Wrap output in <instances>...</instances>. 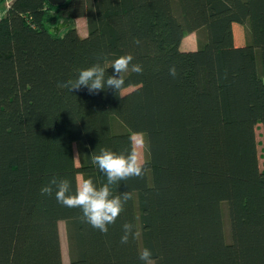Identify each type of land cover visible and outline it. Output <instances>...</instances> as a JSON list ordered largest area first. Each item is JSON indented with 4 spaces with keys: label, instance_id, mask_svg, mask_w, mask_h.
<instances>
[{
    "label": "trees",
    "instance_id": "trees-1",
    "mask_svg": "<svg viewBox=\"0 0 264 264\" xmlns=\"http://www.w3.org/2000/svg\"><path fill=\"white\" fill-rule=\"evenodd\" d=\"M247 24L251 42L237 43ZM194 33L197 50L183 51ZM125 55L120 93L58 83L97 63L111 75ZM259 125L264 138V0H11L0 15V264H143L145 247L154 264H264ZM134 135L148 158L111 186L129 198L107 233L41 194L53 178L73 192L79 175L102 186L92 157L127 154Z\"/></svg>",
    "mask_w": 264,
    "mask_h": 264
},
{
    "label": "clouds",
    "instance_id": "clouds-1",
    "mask_svg": "<svg viewBox=\"0 0 264 264\" xmlns=\"http://www.w3.org/2000/svg\"><path fill=\"white\" fill-rule=\"evenodd\" d=\"M132 59L131 55H125L113 60L111 75H107L105 67L97 63L80 69L75 79H62L58 83L66 87L69 92L83 88L90 95H99L106 90L120 93L125 84L122 73L129 70ZM131 71L140 73L142 68L134 64L131 66ZM170 74L176 75L175 68L170 69ZM92 162L106 177V183L102 186L98 187L91 177H82L78 188L73 192L69 180L53 178L49 185L41 189V194L52 195L55 192L58 203L70 208H79L86 223L101 233H107L108 225L114 223L121 213L123 201L129 198L127 193L113 195L111 186L129 177L141 176L144 171V161L135 150L125 154L101 148L99 153L92 157ZM123 230L121 243L126 244L132 226L125 224ZM152 255V251L145 247L139 253V259L143 264H154Z\"/></svg>",
    "mask_w": 264,
    "mask_h": 264
},
{
    "label": "rangeland",
    "instance_id": "rangeland-1",
    "mask_svg": "<svg viewBox=\"0 0 264 264\" xmlns=\"http://www.w3.org/2000/svg\"><path fill=\"white\" fill-rule=\"evenodd\" d=\"M9 1V0H8ZM10 2V1H9ZM5 6L3 5L0 9L4 10ZM78 23L77 29L79 31V34L83 37L87 35V23L85 19H80L79 21H76ZM234 26H238V24H235ZM235 37L238 39H241L242 43L245 42L246 44H249L251 42V32L249 25L247 24L244 27L240 28V33H237L235 31ZM185 46L182 48H190V49H196L198 48V35L192 34L186 37ZM131 89L126 90L124 93L129 92ZM118 126V124H115ZM256 135H257V142H258V156H259V163H260V169L264 170V138H263V130L262 127L259 125L256 129ZM133 143H134V150L137 152L139 157L145 161L148 158V150H147V143H146V136L145 135H134L133 136ZM75 150V156H76V163L79 165V157L77 152L76 145L74 146ZM82 178L81 175L78 176V186L80 183V179ZM222 214H223V221H224V232L226 238H229L228 231H229V222H228V213H227V206L226 204L222 205ZM60 237H61V246H62V253H63V259L66 263L70 261L69 257V244H68V237H67V231H66V224L65 222H60Z\"/></svg>",
    "mask_w": 264,
    "mask_h": 264
},
{
    "label": "water",
    "instance_id": "water-1",
    "mask_svg": "<svg viewBox=\"0 0 264 264\" xmlns=\"http://www.w3.org/2000/svg\"><path fill=\"white\" fill-rule=\"evenodd\" d=\"M48 2L52 6H62L67 2V0H48Z\"/></svg>",
    "mask_w": 264,
    "mask_h": 264
},
{
    "label": "crops",
    "instance_id": "crops-1",
    "mask_svg": "<svg viewBox=\"0 0 264 264\" xmlns=\"http://www.w3.org/2000/svg\"><path fill=\"white\" fill-rule=\"evenodd\" d=\"M9 1H11V0H9ZM4 6H5V9L8 7V4H7V2L6 3H4ZM4 9V10H5ZM0 15H1V9H0ZM80 19H78L77 21H79ZM76 24H78V23H76ZM192 35V34H191ZM86 36V35H85ZM186 39V38H185ZM185 39L183 40V42H182V45H181V48L182 47H184L185 46V44H184V42H185ZM182 50L183 51H195V50H197V48L196 49H190V48H182Z\"/></svg>",
    "mask_w": 264,
    "mask_h": 264
},
{
    "label": "built area",
    "instance_id": "built-area-1",
    "mask_svg": "<svg viewBox=\"0 0 264 264\" xmlns=\"http://www.w3.org/2000/svg\"><path fill=\"white\" fill-rule=\"evenodd\" d=\"M7 4L9 5V1H7Z\"/></svg>",
    "mask_w": 264,
    "mask_h": 264
}]
</instances>
